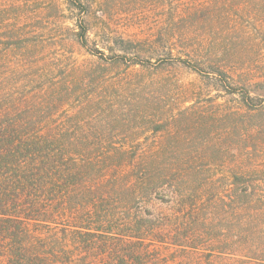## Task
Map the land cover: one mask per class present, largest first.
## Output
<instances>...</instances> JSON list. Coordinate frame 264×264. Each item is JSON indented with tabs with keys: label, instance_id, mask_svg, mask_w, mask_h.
<instances>
[{
	"label": "trees",
	"instance_id": "1",
	"mask_svg": "<svg viewBox=\"0 0 264 264\" xmlns=\"http://www.w3.org/2000/svg\"><path fill=\"white\" fill-rule=\"evenodd\" d=\"M43 1L60 9L49 0H0V105H5L0 106V257L7 264H62L69 253L62 246L65 235L70 234L74 244L90 247L113 229L125 231L131 221L142 226L155 217L151 210L145 211L148 217L140 216L148 205L171 204L197 193L178 194L179 183L251 178L252 167L239 156L251 140L243 136L234 142L224 123L256 111L255 99L246 87L239 94L231 86L227 70L218 67L203 74L202 57L195 60L203 42L194 46L191 23L182 25L205 9L207 0H180V24L170 31L165 47L170 58L232 87L226 91L231 96H241L235 108H220L222 103L213 101V112L196 99L197 92L183 87L182 98L158 99L151 91L154 82L98 70L89 86L85 79L91 72L85 68L69 61L68 67L58 64V57L41 58L40 49L58 42L45 19L51 8L41 5ZM66 1L78 15L76 38L86 45V5L83 0ZM59 45L66 43L60 40ZM96 52L105 60L103 51ZM136 57L114 54L107 63L133 67L142 63ZM30 88L32 94L55 89L47 105H62L63 116L17 114L11 101ZM61 95L72 100L56 104ZM249 151L250 146L244 149ZM198 184L191 187L197 189ZM250 187L240 190L247 193ZM164 192L169 200L161 196ZM31 223L47 228V238L56 235L52 224H62L65 230L51 243L44 232L32 230Z\"/></svg>",
	"mask_w": 264,
	"mask_h": 264
},
{
	"label": "rangeland",
	"instance_id": "2",
	"mask_svg": "<svg viewBox=\"0 0 264 264\" xmlns=\"http://www.w3.org/2000/svg\"><path fill=\"white\" fill-rule=\"evenodd\" d=\"M49 1L59 4L60 8L56 11L45 1L41 3L48 10L51 8L45 19L58 42L45 45L39 55L46 60L58 57L61 59L58 64L66 67L70 62L85 68L87 73L91 72L89 79H85L87 85L91 86V77L97 70L126 72L129 78L154 82L151 91L158 99L166 95L182 98L186 88L197 92L196 99L210 112L217 111L212 107L216 104L211 106L213 101L222 103L219 107L224 109L239 106L241 96L226 92L232 87L197 73L193 65L180 63L167 54L168 35L180 24L176 21L180 0H83L89 28L86 45L76 38L79 29L76 10L70 9L66 0ZM193 15L182 25L186 21L191 23L194 46L203 42L200 52L195 53V60L202 57L203 74L218 67L227 70L232 78L231 86L239 94L246 87L258 106L253 113L231 116L224 123L233 133L234 142L243 136L251 140L244 145V149L250 146L248 154L244 149L239 151L243 164L252 167L251 178H208L199 184L179 183L178 194L188 191L198 195L177 197L171 204L148 205L140 213L144 217H148L149 210L155 213L148 223L142 222L139 226V221H131L125 231L113 229L108 237L100 238L90 247L74 244L71 235H65L66 245L62 246L69 253L62 264H264V0H207L205 9ZM46 34L52 36L49 32ZM60 40H64L65 47L60 48ZM97 50L103 51L106 61L100 60ZM114 54L137 55L142 63L133 67L125 63L109 65L107 61ZM30 90L11 101L17 114L63 116L62 105L60 108L47 105L55 89L37 90L35 94ZM56 100V104H67L72 99L61 95ZM127 144L136 143L128 141ZM195 184L197 189L191 187ZM247 185L251 186L249 191L242 192L240 189ZM161 196L166 200L171 197L166 192ZM129 215L135 217L133 213ZM52 227L56 235L47 238V228L31 223L32 230H41L45 234L43 238L55 243L54 238L65 229L62 224H52ZM0 264H7V259L0 257Z\"/></svg>",
	"mask_w": 264,
	"mask_h": 264
}]
</instances>
